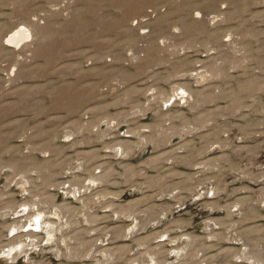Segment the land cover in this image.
I'll return each mask as SVG.
<instances>
[{
	"label": "rangeland",
	"instance_id": "374dc122",
	"mask_svg": "<svg viewBox=\"0 0 264 264\" xmlns=\"http://www.w3.org/2000/svg\"><path fill=\"white\" fill-rule=\"evenodd\" d=\"M18 1L0 264H264V0Z\"/></svg>",
	"mask_w": 264,
	"mask_h": 264
},
{
	"label": "bare ground",
	"instance_id": "6f19581e",
	"mask_svg": "<svg viewBox=\"0 0 264 264\" xmlns=\"http://www.w3.org/2000/svg\"><path fill=\"white\" fill-rule=\"evenodd\" d=\"M30 1V0H29ZM17 2V1H16ZM19 3H17V5L18 6H20L21 5V7L22 6H24V5H22L23 4V2H27V1H25V0H19L18 1ZM15 3V2H14ZM14 5V4H13ZM16 5V4H15ZM17 6V8H19ZM20 7V9H22ZM19 9V10H20ZM37 21V22H36ZM36 21H34L33 19H29L28 18V20L25 22V23H23L21 26H19L15 31H13V32H11L8 36H7V38H6V44L7 45H9V46H13V47H17L19 44H21L24 40H26L27 38H29L32 34H33V36H35V37H37L38 39H42V38H44L45 36H46V34H45V32H46V30H44L43 31V28L46 26V25H41L40 23H38V20H36ZM32 31V32H31ZM44 32V33H43ZM32 38V37H31ZM32 43V42H31ZM17 61H18V64H20L22 61H20V60H16V64H17ZM19 61H20V63H19ZM17 64V65H18ZM2 197V194L0 193V198ZM2 205H3V203H2ZM1 205V201H0V210L3 208H5V207H3ZM24 208V207H23ZM25 209V208H24ZM19 210H21V209H19ZM3 212H4V210H2ZM16 212V211H15ZM2 214H4V213H2ZM6 214V213H5ZM7 215V214H6ZM42 214H41V212H38L37 213V215H35V217L33 218V219H31V221L29 220V222H30V225L31 226H34V227H37V228H40L41 229V227L43 226V225H45L44 224V221L42 220V218L41 217H43V216H41ZM4 216V215H3ZM7 217V216H6ZM5 217V218H6ZM41 218V219H40ZM42 220V221H41ZM43 223V224H42ZM5 221L4 222H2L1 223V226H0V229L1 228H4L5 227ZM51 224V223H50ZM18 225H15V228L14 229H17V228H19V227H17ZM109 229V228H108ZM11 233H12V231H11ZM0 235H1V231H0ZM14 241V240H13ZM3 241L2 240H0V243H2ZM12 243H15V242H12ZM11 243V241L9 242V243H5V244H0V248L3 250V254L1 255L2 256V258L0 257V260H3V259H5L7 256H11L10 258L13 260V259H15L16 258V256L19 254V253H21L20 251H23V247L24 246H26V245H28V244H25V243H23V242H21V241H19V243H18V248H20L19 250L20 251H18V252H16L15 251V253H12L11 251L9 252L8 250H10L11 249V247L13 248L14 247V244H12ZM15 244H17V243H15ZM36 244V243H35ZM37 245H39V244H36V246ZM16 246V245H15ZM29 246V245H28ZM9 247H10V249H9ZM38 247V246H37ZM25 248V247H24ZM153 249V248H152ZM14 251V250H13ZM26 251V250H25ZM24 251V253H26ZM153 251V250H152ZM160 253V252H159ZM29 258V257H28ZM152 258V260H153V262H154V264H158V262H159V258H158V256L156 255V254H153V256L151 257ZM156 258V259H155ZM10 262V261H9Z\"/></svg>",
	"mask_w": 264,
	"mask_h": 264
}]
</instances>
